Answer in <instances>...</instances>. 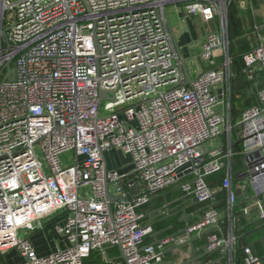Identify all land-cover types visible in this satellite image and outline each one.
Listing matches in <instances>:
<instances>
[{
    "label": "built area",
    "instance_id": "built-area-1",
    "mask_svg": "<svg viewBox=\"0 0 264 264\" xmlns=\"http://www.w3.org/2000/svg\"><path fill=\"white\" fill-rule=\"evenodd\" d=\"M235 3L0 0V258L17 252L23 264H86L97 253L98 264H164L173 238L142 247L154 233L143 209L180 185L202 216L178 242L210 232L208 251L233 254L235 175L246 181L241 188H253L264 220V39L244 54L238 76L231 55ZM169 5L208 26L201 60L211 68L197 66L194 78L169 28ZM242 75L262 88L250 90L252 104L233 122L232 83ZM113 149L130 159L131 174L109 164L106 172L103 154ZM223 171L226 220L207 180ZM250 211L243 214L251 222ZM47 222L68 246L40 256L31 236ZM119 246L125 260L108 259ZM242 261L264 264V257L245 246Z\"/></svg>",
    "mask_w": 264,
    "mask_h": 264
},
{
    "label": "crops",
    "instance_id": "crops-1",
    "mask_svg": "<svg viewBox=\"0 0 264 264\" xmlns=\"http://www.w3.org/2000/svg\"><path fill=\"white\" fill-rule=\"evenodd\" d=\"M167 19L169 28L176 38L191 77L194 78L197 75V71H195L197 66H201L204 70L211 68V66L205 65L201 60L202 46L208 26L197 18L185 17L177 5H169L167 7ZM230 27L233 36L232 43L248 45L252 49L257 44L259 38L264 39V0H236V3L231 8ZM237 82L239 86L245 83H240L241 80H237ZM248 90H251L250 85L248 87L245 85L244 89L237 96L241 97L243 94H246V98L244 97L245 99H243L244 102L246 103L248 99V104L249 102L252 104L253 99L252 97L248 98ZM110 168L117 169L114 166ZM118 170L126 174L128 173L122 169ZM222 179L223 177L218 173L208 177L207 180L213 189H215L216 206L220 210L221 219L226 220L228 218V214L225 211L227 196L221 188ZM244 183H246L245 180L240 181L236 175L234 176L232 187L236 193L237 201L234 206L233 220L238 237V245L233 254L226 249L213 251L211 254L205 255L209 251L208 249L206 251L202 250L203 246L207 245V240L204 236L194 235L184 243L178 242V239L182 235L173 237L185 228V224L179 221L183 216V210L186 209L187 214L190 216L189 224L198 221V216L202 210V206L193 199L188 198L181 190H176L179 186L168 188L152 196L150 203L144 207L143 211L146 214L145 222L152 224L154 233L145 238L142 247L157 244L165 238H173L172 241L164 246V264H183L186 261H195L196 264H243L242 257L245 246H250L253 250H257L263 258L264 242L260 240L264 238V220H260L257 217V196L253 188L250 186H247L246 189L241 188ZM139 191L130 192L129 195H133ZM166 192L168 193L166 197L169 205L165 203L164 198H158ZM246 208H251V222L243 214ZM172 218H174L175 222L166 224L162 230L156 229L157 223L168 221ZM46 224L44 229L35 232L31 236V241L37 254L40 256L49 255L57 249H64L68 246L67 241L63 238H58L52 232L48 222ZM250 225H254L255 229L248 232L247 227ZM193 238H196L194 250L188 244ZM180 246L182 247L179 248ZM108 252L110 260H123L119 248H111ZM0 263L23 264V258L17 252H10L0 258Z\"/></svg>",
    "mask_w": 264,
    "mask_h": 264
},
{
    "label": "trees",
    "instance_id": "trees-1",
    "mask_svg": "<svg viewBox=\"0 0 264 264\" xmlns=\"http://www.w3.org/2000/svg\"><path fill=\"white\" fill-rule=\"evenodd\" d=\"M232 40H233V36H232ZM251 49L249 48L248 45H239V44H233L232 43V47H231V55L234 58V62H235V71L238 74H242V70H243V56L246 52L250 51ZM246 83V84H245ZM243 85H238V82L236 80L233 81L232 83V97H231V105H232V118H233V122L238 119L240 113L246 108L245 106V102L243 99L246 98V94H243L241 97H238L237 94L244 89V86L246 85L248 87V85L253 84V82H245ZM245 97V98H244ZM249 105L250 102H249ZM236 150V149H235ZM234 170H238L240 167V161L239 160H235L234 164H233ZM222 177L225 176V171L220 173ZM236 180V179H234ZM128 181H135L134 176L130 177L128 179ZM131 190L127 189V193H130ZM175 222L174 218L169 219L168 221H164V222H159L156 224V229L157 230H162L164 228V226H166V224L168 223H173ZM255 229L254 225H250L247 227V231L251 232ZM253 249V248H252ZM254 252L258 255H260L257 250ZM101 262V257L97 254V253H93L92 256L87 259L85 261L86 264H98Z\"/></svg>",
    "mask_w": 264,
    "mask_h": 264
},
{
    "label": "water",
    "instance_id": "water-1",
    "mask_svg": "<svg viewBox=\"0 0 264 264\" xmlns=\"http://www.w3.org/2000/svg\"><path fill=\"white\" fill-rule=\"evenodd\" d=\"M184 68H185V70H186V72L188 71L187 70V67H186V62L184 61ZM12 73H14L13 72V70L11 71ZM244 82H246V77L244 76V75H242L241 76V82L240 83H244ZM191 83V82H190ZM252 96V92L251 91H249L248 90V98L249 97H251ZM106 97V93H104V92H101V98H105ZM248 99L246 100V103H245V106L247 107L249 104H248ZM103 158H104V163H105V167H106V172L108 171V162H107V160H106V156L103 154ZM181 188H182V186L180 185L178 188H176V190H181ZM141 189V187H138L135 191H138V190H140ZM214 191H215V189H214ZM167 192L166 193H164V194H162L161 196H159L158 198H164V201H165V203H167L168 204V199H167ZM106 200L108 201V203H109V206H110V211H111V214L113 215V212H112V199H111V197H110V193H109V183L107 182L106 183ZM169 205V204H168ZM202 211V210H201ZM183 212V216H182V218L179 220L181 223H184L185 224V228L183 229V230H181L178 234H176V236H173V237H177V236H180V235H183L185 232H186V230L188 229V227H189V215L187 214V210L185 209V210H183L182 211ZM178 214V213H177ZM202 215H201V212H200V215L198 216L199 217V219H200V217H201ZM210 234V232H206L203 236L204 237H206L207 235H209ZM195 240H196V238H193L192 240H190L189 242H188V244L193 248V250H194V242H195ZM260 241H262V242H264V238L262 239V240H260ZM182 246H180L179 248H181ZM206 249H207V245H205V246H203V248H202V250H204V251H206ZM106 251H107V249L105 248V249H103V252H105L106 253ZM119 251H120V253H121V258L123 259V260H125V256H124V253H123V249H122V247L121 246H119ZM212 252H206L205 253V255H207V254H211ZM106 256L108 257V254L106 253ZM108 259H109V257H108ZM183 264H196L195 263V261H186V262H184Z\"/></svg>",
    "mask_w": 264,
    "mask_h": 264
},
{
    "label": "rangeland",
    "instance_id": "rangeland-1",
    "mask_svg": "<svg viewBox=\"0 0 264 264\" xmlns=\"http://www.w3.org/2000/svg\"><path fill=\"white\" fill-rule=\"evenodd\" d=\"M5 24L7 25L8 23L6 22ZM256 86L258 88H262V82L260 80H258V84L257 85L255 83L254 84H250V89L253 90V88H255ZM219 143H221V140L220 139L213 140V141L207 143L205 145V148L210 150V149L218 146ZM73 155H74L73 153H69V154L65 155L63 157V162L66 165H70L71 164V159H72ZM106 159H107L108 164H109L110 167H113L114 166L117 169H122L123 171H127L128 174H131L132 173L131 161L121 151L116 150V149H113V150L107 152L106 153ZM113 190H114V188L112 186V192H113Z\"/></svg>",
    "mask_w": 264,
    "mask_h": 264
}]
</instances>
